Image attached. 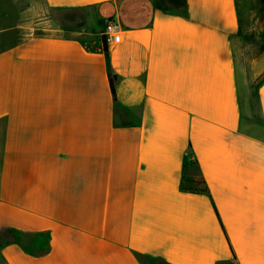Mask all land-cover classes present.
Wrapping results in <instances>:
<instances>
[{
	"label": "crops",
	"instance_id": "crops-1",
	"mask_svg": "<svg viewBox=\"0 0 264 264\" xmlns=\"http://www.w3.org/2000/svg\"><path fill=\"white\" fill-rule=\"evenodd\" d=\"M0 264H264V0H0Z\"/></svg>",
	"mask_w": 264,
	"mask_h": 264
},
{
	"label": "built area",
	"instance_id": "built-area-1",
	"mask_svg": "<svg viewBox=\"0 0 264 264\" xmlns=\"http://www.w3.org/2000/svg\"><path fill=\"white\" fill-rule=\"evenodd\" d=\"M103 42L106 46L117 44L120 40L119 27L114 20H108L105 23L102 32Z\"/></svg>",
	"mask_w": 264,
	"mask_h": 264
},
{
	"label": "trees",
	"instance_id": "trees-1",
	"mask_svg": "<svg viewBox=\"0 0 264 264\" xmlns=\"http://www.w3.org/2000/svg\"><path fill=\"white\" fill-rule=\"evenodd\" d=\"M105 52L107 53L106 46H105ZM109 79H110L111 90H112V93L114 94V85H115L116 78L109 73Z\"/></svg>",
	"mask_w": 264,
	"mask_h": 264
}]
</instances>
